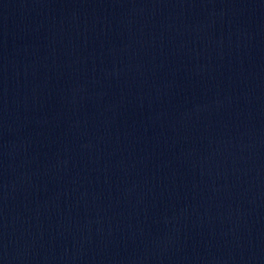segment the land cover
I'll return each instance as SVG.
<instances>
[{"label": "water", "instance_id": "water-1", "mask_svg": "<svg viewBox=\"0 0 264 264\" xmlns=\"http://www.w3.org/2000/svg\"><path fill=\"white\" fill-rule=\"evenodd\" d=\"M0 264H264V0H0Z\"/></svg>", "mask_w": 264, "mask_h": 264}]
</instances>
